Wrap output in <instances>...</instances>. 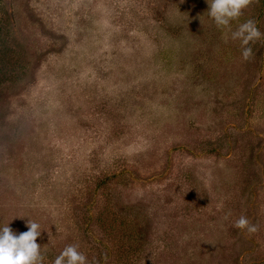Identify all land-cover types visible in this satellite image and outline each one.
Segmentation results:
<instances>
[{
	"label": "rangeland",
	"instance_id": "1",
	"mask_svg": "<svg viewBox=\"0 0 264 264\" xmlns=\"http://www.w3.org/2000/svg\"><path fill=\"white\" fill-rule=\"evenodd\" d=\"M207 10L0 0V226L38 222L43 264H264V0Z\"/></svg>",
	"mask_w": 264,
	"mask_h": 264
},
{
	"label": "clouds",
	"instance_id": "2",
	"mask_svg": "<svg viewBox=\"0 0 264 264\" xmlns=\"http://www.w3.org/2000/svg\"><path fill=\"white\" fill-rule=\"evenodd\" d=\"M206 2L208 16L217 27H226L241 15V10L249 0H206ZM261 35L253 20L239 24L236 30L231 32V38L240 42L243 60L250 59L252 56L250 42L259 39ZM9 222L0 226V264H43L41 246L36 242V238L41 235L40 224L29 218L26 221L28 230L17 235L9 226ZM234 227L246 230L248 233L257 231V226L251 224L245 216L236 219ZM78 249L79 246L76 244L65 246L52 264H88L86 255Z\"/></svg>",
	"mask_w": 264,
	"mask_h": 264
}]
</instances>
